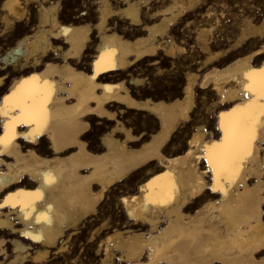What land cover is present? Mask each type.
<instances>
[{"label": "bare ground", "instance_id": "1", "mask_svg": "<svg viewBox=\"0 0 264 264\" xmlns=\"http://www.w3.org/2000/svg\"><path fill=\"white\" fill-rule=\"evenodd\" d=\"M63 1L0 0V264L61 251L137 172L120 214L90 230L104 232L99 264H264V126L251 139L240 131L245 111L264 105V10L242 13L211 52L201 21L212 0H83L66 16ZM195 12L205 58L186 67L180 91L137 97L133 66L183 52L174 25L189 28ZM197 87L213 95V133L191 119ZM188 122L185 142L172 141Z\"/></svg>", "mask_w": 264, "mask_h": 264}, {"label": "rangeland", "instance_id": "2", "mask_svg": "<svg viewBox=\"0 0 264 264\" xmlns=\"http://www.w3.org/2000/svg\"><path fill=\"white\" fill-rule=\"evenodd\" d=\"M216 4L218 5V7ZM83 6H84L83 0H64L60 6V11L63 16H66L71 13L73 8H82ZM30 8H31L30 10L31 12L34 11L35 4L31 5ZM204 8L206 9V6H203L202 8L203 11L205 10ZM212 8L213 10H212V15L210 17V21H206L205 19L201 21L202 24H206L209 28H211L212 33H209L207 35V38L209 39L208 45L211 52L213 51V46H214L213 44H215L216 42H220L222 47L223 45L224 46L226 45L227 40L224 35L228 32V30H229L228 34L230 35L229 40H232L234 38L235 31L237 28V22L239 18H241L242 13L246 12L257 18L262 16L263 14L262 10H264V0H212ZM30 11L28 13H31ZM198 19H199V13L195 12L188 19L193 21L189 28L186 27L185 25L186 22L184 20H181L179 23H177V25H174V30L172 34L175 37V41L185 47V50L183 52H178L174 57H167L164 54L159 53L160 55L158 54L154 57H147L143 61L139 62L137 65L133 66L132 72L134 74L137 73L136 76H140L141 78H143L141 84H138L137 86L131 85V88H134V91L136 92V93L134 92V94L137 95V97H142L147 95V92L150 91V89L152 91L158 90L160 93L163 94H166L168 92L180 91L184 83V73L186 71V67L190 66L191 68H197L198 64L206 56V52H203V50L199 49L200 48L199 43L195 38V26H196L195 24H197L196 21ZM22 24L24 25L23 22ZM26 24H28V22ZM13 34H14L13 32H6L4 38L13 41L16 38V36ZM193 37L195 39H193ZM186 59L187 60L189 59L188 60L189 62ZM10 80H11L10 78L6 79L5 87L8 86ZM197 88L199 89L196 90V106L192 113L191 119L192 121L204 120L205 121L204 126L207 129V132L208 130H210L213 133V125H214L213 110H212L213 108L212 107L211 109L209 108L210 107L209 103L212 102L213 95L209 90L210 87H206L207 89L201 87H197ZM200 96H203L205 98L204 101H202L203 98H201ZM1 97L2 95L0 92V99ZM145 115H146L145 113L143 114L139 113L138 115L136 113L131 114L132 118H134L137 121V124H141V122H145V123L150 122V119L146 118ZM205 116L206 119H204ZM96 127L97 124L94 123L93 128ZM179 128L180 129H178L175 132L172 141H175L178 138L181 139L182 142H185L186 137L190 134L192 130V125H190L188 122L186 124L181 125ZM205 165L206 164L203 163L201 166L204 167ZM139 176H140L139 172L135 173L133 175L134 178L131 177L126 184H120L121 186L120 189L117 188V186L109 188L108 193L105 194L106 196H104V199L101 201L102 203H100L98 207L97 213L93 214L88 218H85L83 221L79 222L76 225V229L72 230L76 233L73 236H71L70 239L67 240V243H65V246L61 251L53 254L50 253L42 263H32L31 261H26L25 264H99L98 262L99 255H96L95 252V242H96L95 236L97 238L99 235L102 237L104 236V232L102 229H100L98 233H96L94 237L91 238L90 230L94 231L95 227L97 228V225L98 227L101 226L100 224H102L101 223L102 218L103 216H105L104 214H106V212L111 214L109 221H112L120 214L121 208L119 207V203L117 202L118 194L122 192L130 191L129 189L136 187L137 184L136 182ZM209 178L210 177H208L207 180ZM110 189L113 191H111ZM117 261L118 258H116V263Z\"/></svg>", "mask_w": 264, "mask_h": 264}, {"label": "snow or ice", "instance_id": "3", "mask_svg": "<svg viewBox=\"0 0 264 264\" xmlns=\"http://www.w3.org/2000/svg\"><path fill=\"white\" fill-rule=\"evenodd\" d=\"M261 95H264V71L261 72ZM264 115V105L255 104L251 105L243 114L240 122V131L243 133L244 130L248 131L249 138H254L256 134V126H264L259 121V116Z\"/></svg>", "mask_w": 264, "mask_h": 264}]
</instances>
